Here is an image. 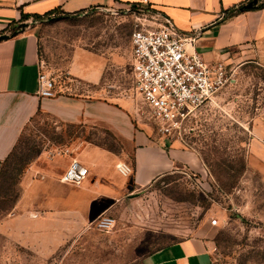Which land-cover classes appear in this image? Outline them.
<instances>
[{"label":"rangeland","instance_id":"rangeland-1","mask_svg":"<svg viewBox=\"0 0 264 264\" xmlns=\"http://www.w3.org/2000/svg\"><path fill=\"white\" fill-rule=\"evenodd\" d=\"M139 17L130 6H102L81 15L36 18L30 26L58 87L68 80L72 55L89 51L106 58L102 83L74 84L136 109L129 39ZM228 67L230 82L197 113L185 137L204 164L202 174L175 170L142 189L122 177L117 198L79 226L66 219L59 234L39 216L35 226L19 224L15 206L26 194L48 193L44 174L63 184L66 165L86 143L118 152L121 140L104 126L45 115L28 123L0 169V264H145L155 249L196 236L211 240L212 264H264V138L252 146L249 131L252 118L264 116V61L242 57ZM101 213L113 220L110 228L97 226ZM214 218L217 225L211 224Z\"/></svg>","mask_w":264,"mask_h":264},{"label":"crops","instance_id":"crops-1","mask_svg":"<svg viewBox=\"0 0 264 264\" xmlns=\"http://www.w3.org/2000/svg\"><path fill=\"white\" fill-rule=\"evenodd\" d=\"M260 0H0V169L22 131L34 118L45 115L65 123L104 126L121 141L114 152L98 143H86L76 158L88 167V177L79 185L58 184L44 174L48 193L24 196L14 210L19 224L35 226L38 216L53 234L63 232L65 220L72 225L97 215L117 198L123 178L116 165L133 168L134 189H142L175 170L203 173L197 152L178 141L157 137L135 115L133 105L96 97L80 89L75 81L95 87L102 83L106 58L89 51H76L66 68L67 82L54 97L38 94V72L42 62L36 29L30 23L52 15H81L102 6L141 4L146 11L169 18L182 32L198 30L194 48L209 63L229 65L242 57L264 61V7L224 17L244 3L251 8ZM25 23L24 28L21 24ZM17 34L12 35V32ZM192 50V48H190ZM65 82V81H64ZM102 90V89H101ZM69 91V92H68ZM127 105V106H126ZM249 128L257 146L264 138V116L252 118ZM68 165H66L67 167ZM65 167V168H66ZM34 184H32L33 186ZM24 203V204H22ZM37 216H36V215ZM61 231L59 232V229ZM212 242L205 236L165 244L145 257V264H211Z\"/></svg>","mask_w":264,"mask_h":264},{"label":"built area","instance_id":"built-area-1","mask_svg":"<svg viewBox=\"0 0 264 264\" xmlns=\"http://www.w3.org/2000/svg\"><path fill=\"white\" fill-rule=\"evenodd\" d=\"M134 9L140 14L129 39L132 88L140 102L135 115L150 126L157 137L175 139L193 149L185 141L193 130L190 124L230 82L231 69L223 62L209 63L193 49L198 30L182 32L169 18L146 11L141 4H136ZM61 92L65 91L58 87V80L42 62L38 72V94L54 97ZM116 170L122 177H130L133 173L132 166L126 162L118 163ZM88 175V167L72 159L60 181L79 185ZM96 223L99 228L107 229L113 220L101 213ZM211 224L217 225L218 220L212 219Z\"/></svg>","mask_w":264,"mask_h":264},{"label":"trees","instance_id":"trees-1","mask_svg":"<svg viewBox=\"0 0 264 264\" xmlns=\"http://www.w3.org/2000/svg\"><path fill=\"white\" fill-rule=\"evenodd\" d=\"M132 8H135V6L134 5H132L131 6ZM264 7V0H260V2L258 3V4H256L255 6H253V7H251V8H245V5H244V3H242V4H240L239 6H237L235 9H233V10H231L230 12H228V14H225V16L224 17H227V16H232V15H234V14H236V13H239V12H242V11H245V10H250V9H260V8H263ZM145 8V7H144ZM148 7H146L145 9H147ZM77 15V14H76ZM68 16H70V15H68ZM14 32V31H13ZM12 32V33H13ZM2 35H0V37H1ZM1 39V38H0ZM18 142V141H17ZM17 144V143H16ZM16 148V145L14 146V148L12 149V151H11V153L13 152V150ZM10 153V154H11ZM9 154V155H10ZM8 155V156H9ZM8 158V157H7ZM6 158V159H7ZM5 159V160H6ZM4 162V161H3Z\"/></svg>","mask_w":264,"mask_h":264},{"label":"water","instance_id":"water-1","mask_svg":"<svg viewBox=\"0 0 264 264\" xmlns=\"http://www.w3.org/2000/svg\"><path fill=\"white\" fill-rule=\"evenodd\" d=\"M24 26H25V23H22V24H21V28H24ZM15 34H17V32H13V33H12V35H15ZM6 37H8V36H7V35H2L0 38H1V39H4V38H6ZM132 182H133V181H132V178H129V183L132 184Z\"/></svg>","mask_w":264,"mask_h":264}]
</instances>
